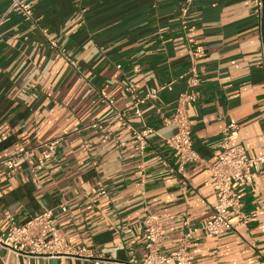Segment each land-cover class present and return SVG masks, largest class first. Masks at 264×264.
Wrapping results in <instances>:
<instances>
[{"label":"crops","instance_id":"crops-1","mask_svg":"<svg viewBox=\"0 0 264 264\" xmlns=\"http://www.w3.org/2000/svg\"><path fill=\"white\" fill-rule=\"evenodd\" d=\"M28 1L33 21L12 14L0 26V157L21 155L19 170L0 167V231L7 214L24 223L52 209L70 244L93 257L31 264H142L143 222L153 213L169 230L162 250L169 254L184 221L201 225L214 215L211 167L225 127L238 125L232 146L264 155L253 0ZM7 6L0 0V19ZM154 89L156 98L136 115L137 100ZM187 95L198 160L181 166L165 139L176 134L171 120ZM148 129L143 150L133 132ZM53 139L60 140L56 157L34 175L39 147ZM239 197L249 222L217 237L196 235L193 264H264V165Z\"/></svg>","mask_w":264,"mask_h":264},{"label":"built area","instance_id":"built-area-1","mask_svg":"<svg viewBox=\"0 0 264 264\" xmlns=\"http://www.w3.org/2000/svg\"><path fill=\"white\" fill-rule=\"evenodd\" d=\"M253 4L259 33L260 53L264 64V0H253ZM188 11L189 6L185 5L182 9L183 15L186 16ZM12 14L20 15L26 21H33V2L8 0L6 12L0 19V26ZM184 29H187L186 21L184 22ZM44 32L47 33V30ZM51 44L57 46L55 41H51ZM198 54H201V51H198ZM72 63L74 64L73 61ZM128 89L132 91L133 86ZM158 93L159 90L154 89L145 98L137 100L135 114L141 116L139 105L145 100L156 98ZM190 99L191 96L184 97L171 120L177 126L176 134L165 139V144L174 152L181 166L198 160V155L193 148L192 125L183 104L184 101ZM102 102L107 107L115 109V101L108 95H102ZM116 117L123 120L126 114L118 112ZM102 123L93 126L102 128ZM129 128L132 129V127ZM237 130L238 125L235 123H230L225 127L222 133L218 160L211 167L213 189L216 194L213 217L201 225H192L189 220L184 221L176 229L174 250L169 254H164L162 250L164 243L169 239V230L164 228L159 216L153 213L148 214L143 222L147 255L142 264H193L194 257L190 252V246L196 235L202 234L205 238L217 237L225 231L236 230L239 226L249 222V215L243 211L239 189L254 183L256 169L264 165V155L250 157L245 148L232 146L230 135ZM152 132L151 129L133 132L141 149H145L146 137ZM59 144V139H53L39 147L41 155L31 171L34 175H36L37 168L43 166L47 160L56 157ZM25 154L28 155V152ZM20 157V154L0 157V167L15 172L21 168ZM97 185L100 187L101 193L106 195L107 190L104 184L99 181ZM61 210L66 212L67 206L62 205ZM5 219L7 228L0 231V264H23V259L31 264L34 259L93 257L90 249L75 247L70 244L66 233L55 222V212L52 209H45L24 223L18 222L12 214H7ZM100 263V260L95 261V264Z\"/></svg>","mask_w":264,"mask_h":264}]
</instances>
